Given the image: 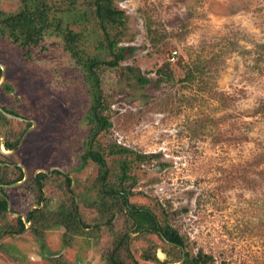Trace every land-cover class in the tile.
Here are the masks:
<instances>
[{"label": "rangeland", "instance_id": "1", "mask_svg": "<svg viewBox=\"0 0 264 264\" xmlns=\"http://www.w3.org/2000/svg\"><path fill=\"white\" fill-rule=\"evenodd\" d=\"M118 3L128 16L122 45L136 50L121 64L112 90L111 128L97 140L148 159L134 166L129 204L160 219L165 214L190 257L201 253L213 258L211 264H264V0ZM18 6L19 0H0V12L14 13ZM47 43L49 55L30 62L0 37V108L19 113L14 114L19 120L4 116L10 120L5 125L0 120V148L10 153L0 155L9 158L5 166L20 165L26 180L38 173L51 179L53 171L77 167L89 130L85 88L66 64L60 40ZM167 60L174 63V79L159 83L155 72ZM188 74L189 80L180 81ZM19 133L17 146L6 150L7 139ZM124 159L131 160L115 155L106 162ZM95 172L90 165L69 175L74 193L65 192L59 177L42 188L49 211L74 198L88 226L78 234L51 226L36 235L31 222L23 234L7 233L16 228L17 215L26 217L44 203L37 206L32 191L19 189L27 181L1 185L10 212L0 215V264H105L122 216L114 215L109 230L89 206L94 192L80 204L76 196L87 193ZM134 230L126 232L132 239L129 256L137 264L179 262L181 257L169 255L154 235ZM148 248L154 258L160 250L166 259L142 260Z\"/></svg>", "mask_w": 264, "mask_h": 264}, {"label": "trees", "instance_id": "2", "mask_svg": "<svg viewBox=\"0 0 264 264\" xmlns=\"http://www.w3.org/2000/svg\"><path fill=\"white\" fill-rule=\"evenodd\" d=\"M118 1L19 0V6L14 13L0 12V37L19 49L24 60L30 62L44 60L49 55L48 39L56 37L61 42L62 50L66 52V64L75 75L79 76L85 88L89 104L84 122L89 130L84 147L78 153L79 165L65 173L53 171L51 179L59 177L65 192L74 193V190H71L72 179L69 175L86 166L90 167L91 165L96 168L94 181L85 190L87 193L85 195L78 194L76 197L82 204L94 192L95 198L92 199L89 206L101 215L103 223L108 226L109 230H111V221L114 219V215L118 212L122 216L121 233L115 234L105 264H125V258L131 263L137 264L129 256V241L132 239L126 232L127 229L132 230L134 227H136L134 231L140 232L143 236L154 235L166 248L164 250L176 259L181 257L179 247L186 249L187 252V245L184 238L169 226L167 216L162 213L160 219L146 207L135 206L128 202V197L132 195L131 188L135 186L137 180L133 173L136 168L134 166H140L147 158L118 146V144L103 145L106 147L104 148L97 140L99 135L111 128L112 90L118 85V74L123 69L121 64L130 59L136 50L133 46L122 45L121 36L126 30L128 16L119 7ZM92 25L96 26V29ZM172 65L174 63L167 60L156 70L155 74L158 75L159 83L161 80L163 82L173 81ZM189 79L190 74L184 76L180 81L185 82ZM140 82L144 84L147 81L141 80ZM4 85L6 86V84ZM5 86L2 85L1 88L4 89ZM1 108L11 115H19L5 106H1ZM0 120L2 123L10 121L1 113ZM4 123L3 125H5ZM24 125L25 127L30 126L28 123ZM21 134H17L15 138L7 139L4 143L5 149H14ZM115 155L122 159L129 156L131 160H119L116 164L114 160H111V163L107 164L106 158ZM8 159L0 155V163L6 164ZM13 174L14 176H12ZM22 178L23 174L19 167L0 166V186L17 183ZM51 179H48L46 173H38L35 176L29 174L27 182L19 187L22 190L27 188L32 191V194H35L34 203L37 206L41 202L44 203L43 208L38 209L37 207L26 212V221L31 222L36 235H38V229L45 230L51 226L62 227L68 234L83 233L82 229L88 228V226L80 219L74 198L68 196V204H66V200H63L64 204L60 209L49 211L47 200L43 199L42 188ZM0 193L2 194L0 196V215L3 216L7 213L9 197L7 190L0 189ZM124 210L126 211L124 212ZM15 224L16 228H9L7 233L20 235L26 232L27 228L20 217L15 219ZM30 230L32 229L30 228ZM162 238L176 246L165 243ZM154 256L155 254H150L148 248L144 250L141 257L144 261H157ZM212 262L211 256L198 253L195 257H190L185 253L183 264H211Z\"/></svg>", "mask_w": 264, "mask_h": 264}, {"label": "water", "instance_id": "3", "mask_svg": "<svg viewBox=\"0 0 264 264\" xmlns=\"http://www.w3.org/2000/svg\"><path fill=\"white\" fill-rule=\"evenodd\" d=\"M1 71H3V70L1 69ZM2 74H3V72H2ZM2 74H1V78H2ZM0 84H1V80H0ZM0 113H1L3 116H6L7 118H11V119H14V120H19L18 117L14 116V115H11V114H9V113H6V112H5L4 110H2L1 108H0ZM31 125L33 126L34 123H31ZM0 141H1V140H0ZM0 145H1V144H0ZM0 153H1V154H4V155H8V154H10L9 152H3V151L1 150V148H0ZM0 166L3 167V166H5V164L0 163ZM16 166L19 167L20 169H22L23 178H22L21 181H19V182H17V183H14V184H11V185H8L7 187H11V186H13V187H15V186H19V185H21L22 183H24V182L26 181V178H27V172H26V171H25L20 165H16ZM71 184L73 185V180H72ZM72 185H71V187H72ZM1 187H3V186H0V188H1ZM0 196H2L1 193H0ZM7 212H8V213L10 212V211H9L8 201H7ZM17 217H20V218H21V220H22V222L24 223V225L27 224L26 217H25L24 215H21V214H20V215H17ZM162 240H163L165 243L169 244V245L176 246V245L173 244V243H169V242H168L166 239H164V238H162ZM179 248H180V251H181V258H180V260H179V262H178L177 264H182V263L184 262V259H185V251H184V249H182L181 247H179ZM158 253L161 254V257L158 256ZM156 258H157L159 261L163 262L164 259H166V255H165L164 253H162L160 250H158L157 253H156Z\"/></svg>", "mask_w": 264, "mask_h": 264}, {"label": "built area", "instance_id": "4", "mask_svg": "<svg viewBox=\"0 0 264 264\" xmlns=\"http://www.w3.org/2000/svg\"><path fill=\"white\" fill-rule=\"evenodd\" d=\"M118 4H119V3H118ZM171 55H172V56H171L170 60L174 59V56H173V55H175V52H172Z\"/></svg>", "mask_w": 264, "mask_h": 264}, {"label": "bare ground", "instance_id": "5", "mask_svg": "<svg viewBox=\"0 0 264 264\" xmlns=\"http://www.w3.org/2000/svg\"><path fill=\"white\" fill-rule=\"evenodd\" d=\"M2 151H3V152H5L3 149H2ZM6 200H7V199H6ZM28 224H29V223H28ZM158 256H160V257H161V254H159V253H158Z\"/></svg>", "mask_w": 264, "mask_h": 264}, {"label": "flooded vegetation", "instance_id": "6", "mask_svg": "<svg viewBox=\"0 0 264 264\" xmlns=\"http://www.w3.org/2000/svg\"><path fill=\"white\" fill-rule=\"evenodd\" d=\"M126 210H124V212H125ZM136 227H134V229H135ZM185 260V259H184ZM183 264V263H182Z\"/></svg>", "mask_w": 264, "mask_h": 264}]
</instances>
